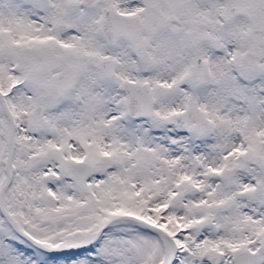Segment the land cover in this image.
Wrapping results in <instances>:
<instances>
[{"label": "snow or ice", "instance_id": "1", "mask_svg": "<svg viewBox=\"0 0 264 264\" xmlns=\"http://www.w3.org/2000/svg\"><path fill=\"white\" fill-rule=\"evenodd\" d=\"M0 264H264V0H0Z\"/></svg>", "mask_w": 264, "mask_h": 264}]
</instances>
